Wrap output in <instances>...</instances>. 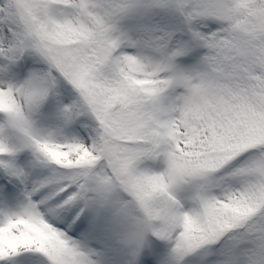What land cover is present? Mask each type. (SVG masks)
<instances>
[{
  "label": "snow or ice",
  "instance_id": "6c2138e0",
  "mask_svg": "<svg viewBox=\"0 0 264 264\" xmlns=\"http://www.w3.org/2000/svg\"><path fill=\"white\" fill-rule=\"evenodd\" d=\"M0 264H264V0H0Z\"/></svg>",
  "mask_w": 264,
  "mask_h": 264
}]
</instances>
